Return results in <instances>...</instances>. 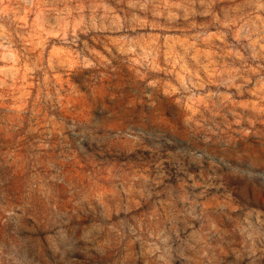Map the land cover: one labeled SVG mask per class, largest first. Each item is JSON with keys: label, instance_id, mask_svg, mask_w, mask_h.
I'll use <instances>...</instances> for the list:
<instances>
[{"label": "rangeland", "instance_id": "obj_1", "mask_svg": "<svg viewBox=\"0 0 264 264\" xmlns=\"http://www.w3.org/2000/svg\"><path fill=\"white\" fill-rule=\"evenodd\" d=\"M0 264H264V0H0Z\"/></svg>", "mask_w": 264, "mask_h": 264}]
</instances>
